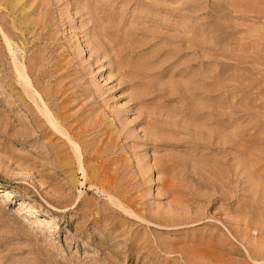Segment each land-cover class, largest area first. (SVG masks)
<instances>
[{"label": "rangeland", "instance_id": "374dc122", "mask_svg": "<svg viewBox=\"0 0 264 264\" xmlns=\"http://www.w3.org/2000/svg\"><path fill=\"white\" fill-rule=\"evenodd\" d=\"M0 264H264V0H0Z\"/></svg>", "mask_w": 264, "mask_h": 264}, {"label": "bare ground", "instance_id": "6f19581e", "mask_svg": "<svg viewBox=\"0 0 264 264\" xmlns=\"http://www.w3.org/2000/svg\"><path fill=\"white\" fill-rule=\"evenodd\" d=\"M14 57V56H13ZM15 60V59H14ZM23 63V62H22ZM15 65H16V67H17V72H18V75H19V77H21L22 79H23V81H24V83L25 84H27L28 86H30L29 84H28V81H26V79H27V77H26V72H25V66H21V67H19V63L18 64H16L15 63ZM29 79V78H28ZM33 96V95H32ZM45 111H43V113L49 118V122L52 124V126L53 127H56L55 126V123H53L52 122V120H51V117H49V114H48V112H47V110L46 109H44ZM57 128V127H56ZM70 141H72V140H70ZM78 153V152H77ZM105 177H107V176H105ZM105 180H107L106 178H104V181ZM108 183V182H107ZM103 190V189H102ZM104 193V192H103ZM22 203V205H28L29 207H32V209H33V205H30L28 202H26V200H22L21 201ZM124 208H126V207H124ZM124 208H122V209H124ZM128 208V207H127ZM130 209V208H129ZM125 211H127V213L129 212V210H127V209H125ZM134 213V212H133ZM129 214H131V211L129 212ZM132 215V214H131ZM133 216H135V215H133ZM138 215H136V217H137ZM138 218H142V217H140V216H138ZM142 220H143V218H142Z\"/></svg>", "mask_w": 264, "mask_h": 264}]
</instances>
